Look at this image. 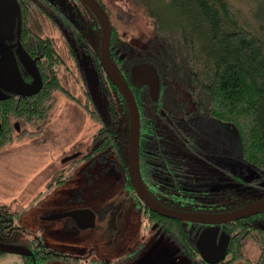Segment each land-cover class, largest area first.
<instances>
[{"label": "rangeland", "instance_id": "1", "mask_svg": "<svg viewBox=\"0 0 264 264\" xmlns=\"http://www.w3.org/2000/svg\"><path fill=\"white\" fill-rule=\"evenodd\" d=\"M98 1L105 6L118 40L128 47L121 51L117 45H112L113 63L118 62L122 73L128 72L132 66L149 63L140 54L146 44L153 43L156 31L154 20L142 4L137 0ZM230 1L242 21L264 35L261 15L264 0ZM67 2V11L74 16L72 19L76 23L78 21L85 40L91 48L99 51L101 28L91 11L80 0ZM35 28L51 35L57 45L59 57L53 59L51 71L56 73L63 89L52 92V107L47 124L41 130L39 125L17 121L15 123H20L19 128L24 130V134L19 135L18 129L10 127L11 140L0 148V207L19 213L10 228L3 230L0 225V243L26 246L33 237H38L51 248L82 257L74 264H104L102 260H96L101 257L114 262L118 258L132 256L128 251L135 248L138 251L128 264L172 262L169 255L174 246L164 236L158 246L154 234L146 227L148 221L125 192V165L114 153H92L97 142L101 143L97 134L102 122L90 112L96 105L103 112V121L108 119L110 94L107 90L110 86L103 71L93 64L90 49L73 28H62L57 22L42 16V12L36 13ZM110 97L115 105L119 103V111L122 112L123 104L116 101V94L111 92ZM182 97L187 99L189 96L185 93ZM124 116L117 129L125 146L129 128L128 119ZM215 136L216 140L205 136L202 144L221 163L244 173L246 167L235 155L234 148L227 147L229 143L233 145V141L220 139L216 133ZM253 174L247 169L246 178ZM230 180L228 185L235 182ZM247 188L254 190L255 187L248 185ZM231 192L233 197L227 198L226 195L225 204L232 209L239 208V194L234 190ZM251 194L249 191L245 196ZM121 203L116 229H110V212ZM75 210H90L96 214V228L78 230L70 224L69 218L49 219ZM181 260L184 261L182 264H190L187 259ZM0 264L23 263L17 254H5L0 257ZM45 264L73 263L53 260Z\"/></svg>", "mask_w": 264, "mask_h": 264}, {"label": "trees", "instance_id": "2", "mask_svg": "<svg viewBox=\"0 0 264 264\" xmlns=\"http://www.w3.org/2000/svg\"><path fill=\"white\" fill-rule=\"evenodd\" d=\"M137 1L154 20L156 31L154 41L146 44L140 55L157 70L160 78L158 99L156 101L151 99L146 85H137L132 82L130 70L122 73L118 62L115 67L129 84L139 106L141 178L143 180L145 176L148 179L146 180L147 189L156 197H159L158 192H160L165 199L174 197L173 201L176 204L180 201L179 205L196 206L195 210L209 206L208 209L212 213L233 210L226 206V196L222 195L220 180L214 177L220 171L218 169L219 160H213L211 187L204 186L203 183L207 180H196L194 185L192 181L186 180L179 186H173V189H167L166 195L158 181L151 177L152 174H145L146 151L156 158L158 152L159 155L162 154L160 151L166 147L164 137L167 135L171 137L173 134L178 136L180 142L179 156H184L186 152L204 163V158L213 156L202 144V140L207 135L216 140V133L220 139L233 141V145L229 143L227 147L234 148L235 155L246 167L244 177L246 178V171L249 169L254 172L249 182L255 183L257 180L264 182V35L242 21L238 13L234 11L230 0ZM261 15L264 21V9ZM67 19L68 25L65 26L72 28L71 17ZM97 24L99 26L98 22ZM79 34L82 35L80 32ZM82 37L84 44L92 53L93 64L98 70L100 68L103 71L109 83L107 93L110 96L111 92L116 94V101L123 104L121 112L118 107L119 103L115 105L108 95L110 103L107 104L108 119L106 122L103 121V112L98 106L95 105V109L91 110L90 114L96 115L99 122H102V127L97 134L101 143L97 142L92 153L93 155L106 151L114 153L125 165V173L128 177L126 159L128 138L124 146L117 129L124 115V118L128 119L129 128L127 106L119 90L106 75L99 52L95 49L94 51L85 41L84 36ZM112 45H117V49L121 51L128 49L121 43V40H118L114 30L111 36ZM50 49L48 57L53 65V59L59 56L52 43ZM51 73L50 80L32 98L18 103H7L5 100H0V122L3 125L0 133V148L11 140L9 132L10 127L13 126H9V123L25 121L27 124L39 125L40 130L47 124L52 107V92L63 89L56 73L53 71ZM185 93L189 96L187 99L182 97ZM177 124L180 125V129L175 127ZM13 129L16 130L15 127ZM17 132L19 135L24 134V130ZM168 151L172 152V149ZM163 156L172 159L175 155L163 154ZM149 158L154 159L150 156ZM180 167L185 170L182 164ZM227 172L233 174L232 172L236 171L227 167ZM185 183L188 188H184ZM127 187L133 190L129 178ZM231 191L232 189L227 191V198L233 197ZM234 191L239 194L241 204L239 207L248 205L256 198L255 194L252 197L245 196L251 191L249 188L243 189V192L237 189ZM177 193L180 195L178 198H176ZM241 197H244V200ZM16 216H19L18 212L0 207L1 228L6 230L13 226ZM162 220L169 229L168 234L174 240L183 242L182 249L190 251L192 247H195L187 227L185 228L172 218L162 217ZM244 220L241 219L240 222L237 221L239 223L231 224L232 230H240L245 234L248 226L242 223ZM251 232H255V229ZM257 233L263 234L261 229ZM238 235L233 234L232 239H236ZM35 247L37 264L69 259L60 252L43 246L41 242ZM3 255L5 254L0 253V257ZM22 259L29 264L27 257H22Z\"/></svg>", "mask_w": 264, "mask_h": 264}, {"label": "flooded vegetation", "instance_id": "3", "mask_svg": "<svg viewBox=\"0 0 264 264\" xmlns=\"http://www.w3.org/2000/svg\"><path fill=\"white\" fill-rule=\"evenodd\" d=\"M67 0H0V100H5L7 103L15 102L18 103L19 101L27 100L28 98H32L34 95H22L19 94L16 90H21L19 87L14 89L13 83H16V78H21L23 81L31 85L33 84L35 77L33 75L32 68L37 67L38 72L42 79V88L45 86L46 82L49 81L50 77L52 76L51 69L54 65L50 63V59L48 57V53L51 50V43L53 47L57 50V45L55 41L52 39L51 35L44 32L42 29L35 28V16L37 12H42V16L50 18L51 20H55L62 28H65L66 19L71 17L72 20V28L79 34H82L81 38L83 39V33L80 30L78 25V21L76 23L75 20L72 18L71 13L67 11ZM95 18V17H94ZM96 19V18H95ZM71 22L69 19H67ZM97 20V19H96ZM98 22V21H97ZM83 26V24H82ZM80 35V34H79ZM102 35V34H101ZM86 41V40H85ZM101 45V44H100ZM110 48L112 46L110 45ZM100 49V48H99ZM94 50V49H93ZM95 51V50H94ZM99 52V51H98ZM111 55V52H110ZM112 58V55H111ZM123 56H121V59ZM113 62V61H112ZM116 64V63H115ZM114 64V65H115ZM116 66V65H115ZM133 67V66H132ZM131 67V68H132ZM130 68V72H131ZM50 74V75H49ZM25 90V89H22ZM40 90V91H41ZM39 93V92H38ZM0 101V102H1ZM10 126L15 127L19 126L18 123L13 122L12 124L9 123ZM2 123L0 122V127L2 130ZM9 127V126H7ZM177 129H180V125L177 124L175 126ZM20 130V128H19ZM1 133V131H0ZM171 138V141H169ZM166 142V147H164L160 152L162 154L156 155L157 157L154 158L150 152L146 151V170L145 174H152V178L158 181V184L162 187V190L165 191L166 194L167 189L172 188L173 186H179L181 182L186 180L192 181L194 185L196 180H207L206 183H203L205 187H211V171H212V164L213 160H218L216 157H208L204 158V163L202 160H196L192 155L184 152V156H179V146L180 142L177 135H167L163 139ZM164 144V142H163ZM168 144V146H167ZM95 147V146H94ZM172 149V152L168 151ZM220 154L221 149H220ZM166 155H175L172 159H167L163 156ZM151 158L154 159H150ZM220 160H227V159H220ZM183 165L185 170H182L180 164ZM219 172L216 173L214 176L220 180V188L222 191V195L226 196L227 191L230 189L232 190H239L243 192L244 188H247L248 185H254V190L249 197H252L255 194V200H252L250 203L258 201L264 198V182L262 180H257L255 183L249 182L250 178H245L243 173L240 172H232L233 174H229L227 172V166L224 163L220 162V166H218ZM128 168V167H127ZM128 170V169H127ZM202 171L204 173H202ZM156 177V178H155ZM130 179L129 172L128 177L126 175L124 181V188L127 195L134 201L135 207L137 211L141 214L143 218L148 221V225L146 226L151 233L154 234V237L157 239V244L159 246L161 242L162 236H164L173 246L175 249H172L171 255H169V260H173L167 264H182L184 262L181 259L189 260L190 264H264V212L249 218H245L242 223H245L248 227L246 233L243 234L240 230H232L231 224L239 223L237 221H232L222 225H204L199 223L187 222V221H180L177 220L176 222H180L185 228L187 227L189 230V235H191V239L195 243V247H192L190 251L182 249L184 245L183 242H178L174 240L170 234H168L169 229H167L166 224L163 222L162 216L158 213L154 212L150 209V207L144 203L143 200L137 195L136 191L131 190L127 187V179ZM229 178L231 179L230 185ZM148 180L145 176L142 181H144V186L147 189V182ZM202 180V181H203ZM264 181V180H263ZM132 184V183H131ZM177 184V185H176ZM201 184V183H199ZM248 184V185H247ZM184 185V184H183ZM247 185V186H243ZM244 187V188H243ZM184 188H188L186 183ZM161 190V192H163ZM150 196L159 204L168 207L173 210L178 211H186V212H203V213H212L211 210L207 207H198L196 206H187V205H179L180 201H177L176 204L173 199H165L163 195L156 197L150 190H148ZM167 195V194H166ZM180 195L177 193L176 198ZM175 198V199H176ZM122 203L120 206H117L115 210L110 212V219L112 218V214L121 210ZM237 209V208H236ZM158 214V216L156 215ZM95 215V226L96 228L97 223V215ZM116 215V219H117ZM71 220L73 227L78 230H83V228L79 227L77 223L70 217H66ZM167 218V217H166ZM110 229L115 230L116 228H111V220H110ZM262 230L263 234L259 235V229ZM88 229V228H86ZM212 229L215 233H217V242L219 243L220 240H227V247L226 252L224 253V257L216 263H211L207 261L205 258L202 257L200 251L198 249V241L200 236L203 232ZM252 229H255V232H251ZM213 233V232H211ZM233 234L238 235L236 239L233 238ZM259 235V236H258ZM38 237H33L29 243V245L22 246L27 248L32 252L31 255L28 256H20L27 257V262L29 264H37V255H36V245L40 242L43 246H46L48 249L56 250L60 252L63 256H67L69 259L62 260L66 262H71L74 264L75 261L80 260L82 257L72 256L70 254L75 253H67L61 250H57L55 248H51L45 245ZM255 248V249H253ZM138 248L133 250H129L128 252L132 254L130 257H122L118 258L119 260L111 261L107 258H97L96 260H102L104 264H128L130 261L134 259L133 255L137 253ZM217 252V251H216ZM1 253V252H0ZM128 254V253H127ZM126 254V255H127ZM217 254H213L210 252V257L214 258L217 257ZM74 260V261H73ZM178 262V263H177ZM22 263L26 264L25 261L22 259Z\"/></svg>", "mask_w": 264, "mask_h": 264}, {"label": "water", "instance_id": "4", "mask_svg": "<svg viewBox=\"0 0 264 264\" xmlns=\"http://www.w3.org/2000/svg\"><path fill=\"white\" fill-rule=\"evenodd\" d=\"M94 15L97 19L101 28V45L99 49V56L102 67L111 80L116 86L127 106L129 116V132H128V145H127V167L130 176V181L137 195L141 200L147 204L151 210L158 213L161 216H165L180 221H187L193 223H199L204 225H222L232 221H237L245 218H249L264 212V198L248 205L233 209L230 211L219 212V213H203V212H186L173 210L165 207L156 202L148 193L144 186V183L140 174V132H141V117L139 106L134 96L132 89L121 74L116 69L110 55V45L112 36V24L104 6L98 0H80ZM35 80L33 84H26L23 79L16 78L13 83L14 89L22 95H34L40 92L42 88V79L38 72L37 67H33L32 70ZM131 80L137 85H146L148 92L153 101H156L159 97L160 92V78L155 67L149 63H143L135 65L131 68L130 72ZM25 89V90H22ZM19 126H17L18 128ZM19 130V128H18ZM1 131V127H0ZM116 215L117 212L111 216V228H116ZM72 218L79 227L93 228L95 226V215L90 210H75L66 212L59 215L51 216L50 220L60 218ZM213 232V233H211ZM227 240H220L217 242V233L212 229L203 232L198 241V249L203 258L211 263L219 262L226 252ZM217 257L211 258L210 252L216 254ZM0 252L5 254H17L20 256L31 255L32 252L27 248L17 245H9L0 243Z\"/></svg>", "mask_w": 264, "mask_h": 264}]
</instances>
